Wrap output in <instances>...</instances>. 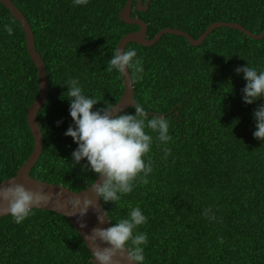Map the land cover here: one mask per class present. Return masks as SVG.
<instances>
[{
  "label": "trees",
  "instance_id": "obj_1",
  "mask_svg": "<svg viewBox=\"0 0 264 264\" xmlns=\"http://www.w3.org/2000/svg\"><path fill=\"white\" fill-rule=\"evenodd\" d=\"M145 1V0H143ZM32 27L47 70L50 92L38 118L43 152L31 171L37 179L75 191L90 187L94 174L74 166L77 145L64 135L73 122L65 83L78 78L85 93L98 100L94 109L117 103L123 76L106 70L118 42L139 26L120 17L127 0H13ZM134 16L148 24V38L176 27L194 38L213 22H238L264 31V0H151ZM4 25L13 28L12 35ZM143 59V79L134 82L136 103L170 122L171 154L164 159L155 134L147 184L118 204H104L115 222L129 204L148 217L145 264H264V142L253 137L251 105L242 101L247 64L264 70V38L218 27L199 45L171 33L152 46L131 42ZM39 95L37 68L28 52L23 27L0 2V181L14 176L34 150L28 108ZM64 98V99H63ZM147 103H145V99ZM126 112L135 114L133 107ZM57 121H62L57 126ZM146 131H149L146 129ZM217 217L209 222L203 210ZM21 224L0 218V264H90L94 258L71 221L54 211L34 208Z\"/></svg>",
  "mask_w": 264,
  "mask_h": 264
},
{
  "label": "clouds",
  "instance_id": "obj_2",
  "mask_svg": "<svg viewBox=\"0 0 264 264\" xmlns=\"http://www.w3.org/2000/svg\"><path fill=\"white\" fill-rule=\"evenodd\" d=\"M88 2L89 0H72L74 7L87 5ZM4 31L12 35L13 28L4 25ZM106 65L109 73L115 71L123 77L128 74L129 83L143 79V59L138 57L135 49L117 48ZM235 72L237 75L243 74L246 82L242 89L243 103L251 105L264 98V70L250 67L247 62L246 65L237 67ZM65 86L69 115L73 123L64 135L71 137L77 145L71 154V161L74 166L86 161L82 165V171L94 174V183L89 189L99 200L97 205L87 196H73L70 199L72 214H78L77 223L81 229L87 227L82 221L90 207L99 225L106 222L111 225L107 228L95 227L85 234L86 240L96 245L92 251L94 264H117L114 259L117 256L126 257L130 264H145L148 234L140 232L139 228L147 223L148 217L143 214L141 207L129 204L127 217L113 222L103 205L109 202L118 204L124 196L134 191L137 182H149L148 177L153 173L149 155L154 143L151 133L155 134L158 146H164L162 151L164 159H167L171 154V149L167 147L172 140L169 135L170 122L164 115H152L149 118V113L140 103L130 106L135 110L134 115L118 109L112 103H105L103 107L93 110L100 100L87 95L78 78L68 79ZM253 118V137L264 142V104L253 112ZM61 123L62 121H57V126ZM49 198L43 187L35 191L27 190L21 184L0 187V204L7 206L6 210L16 224H21L33 215V209L47 203ZM203 215L209 222L217 220L211 208L204 209ZM97 241L105 246L101 248Z\"/></svg>",
  "mask_w": 264,
  "mask_h": 264
},
{
  "label": "water",
  "instance_id": "obj_3",
  "mask_svg": "<svg viewBox=\"0 0 264 264\" xmlns=\"http://www.w3.org/2000/svg\"><path fill=\"white\" fill-rule=\"evenodd\" d=\"M0 2L4 4V6L11 12L12 16L16 20H18L21 26L23 27L28 52L37 68L38 81H39V95L29 106L28 114H27L29 128L34 138V150L29 156V158L17 170L14 176L5 179L3 181H0V187L8 186L9 184L12 185L21 184L27 190L30 191H35L36 189L43 187L45 189V192L49 194L50 198L48 199L47 203L42 204L37 208L54 211L56 213H59L67 217L71 221V223L76 227L77 231L80 233L83 240L85 239L84 242L86 243L87 247L92 253V251L95 250L96 245L91 242H88L86 240L85 234L90 233L91 230L95 227L107 228L111 225L108 222H106L103 225H99L97 223L96 215L93 209L90 207L87 212V215L83 218L82 221L83 223H86L87 227L81 229L79 224L77 223L78 214L76 216H73L72 214L73 209L70 203V199L73 196H79L80 198L87 196L94 202V204L98 205L99 204L98 198L96 197L95 193L89 189L91 186L80 191H75L62 184L40 180L31 175V171L38 162L44 149V138L39 123L38 115L49 96V92H50L49 80L47 76L45 62L40 52L37 50L34 33L26 15L18 8V6L13 2V0H0ZM150 2L151 0H145V1L136 0V7L139 11H146L149 8ZM133 5H134V0H127L126 4L120 11V17L124 22L128 24L138 25L139 29L125 34L120 39L117 48H120L121 50L124 49L126 50L127 45L131 42L139 43L144 46H152L156 44L163 37L164 34L167 33L183 36L190 42V44L199 45L204 42V40L212 33V31L215 28L218 27H231L234 29H238L255 39L264 38V31L262 33L257 34L250 31L249 29H247L238 22H226V21L211 23L208 26V28L198 38H194L187 31H184L176 27L163 28L159 32H157L153 38H148V33H147L148 24L145 20L141 19L138 16H134L132 14ZM123 80H124L123 94L120 100L114 105H116L118 109L126 111L131 105L136 104V100H135V92H134V83H129V75L126 74L125 77H123ZM6 207H7L6 205L0 204V218L9 215V213L6 210ZM103 209L105 210L104 206ZM96 243L99 244V241H97ZM99 246L103 248L105 245L99 244ZM114 259L117 261V264H130V262L126 259V257L121 258L117 256ZM90 264H94V260Z\"/></svg>",
  "mask_w": 264,
  "mask_h": 264
}]
</instances>
